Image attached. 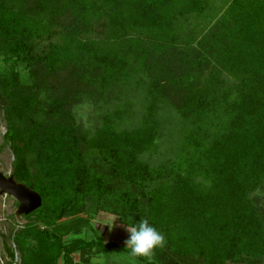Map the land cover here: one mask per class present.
<instances>
[{
  "label": "trees",
  "instance_id": "16d2710c",
  "mask_svg": "<svg viewBox=\"0 0 264 264\" xmlns=\"http://www.w3.org/2000/svg\"><path fill=\"white\" fill-rule=\"evenodd\" d=\"M0 62L10 175L41 201L5 264H264V0H0ZM100 214L167 243L132 257Z\"/></svg>",
  "mask_w": 264,
  "mask_h": 264
},
{
  "label": "rangeland",
  "instance_id": "374dc122",
  "mask_svg": "<svg viewBox=\"0 0 264 264\" xmlns=\"http://www.w3.org/2000/svg\"><path fill=\"white\" fill-rule=\"evenodd\" d=\"M221 13V10H220ZM191 24L188 21H185L181 25V32L188 33L191 29ZM190 28V29H189ZM14 68L15 72H17L22 78H25L28 74V69L26 66H23L21 64L12 65L10 67ZM1 69H8L2 63L0 62V70ZM141 77V76H136ZM141 97V96H140ZM136 97L134 99H130L129 101L134 104L132 106L133 111L137 110L141 105V98ZM111 110V109H110ZM75 123L80 124L84 129L88 130L89 133L94 131L95 127H98L100 122L98 121V117L101 113V109L97 108L95 105L91 103V100L88 98L82 99V101L78 105H74L72 108ZM1 112V108H0ZM138 112H136L137 114ZM136 114H134L133 117L130 119H135ZM4 121L2 120V115L0 113V172L8 177L10 175L11 171V164L13 161V156L11 153V150L8 146V144L3 143L2 135L5 132L4 127ZM167 132H163V136H167ZM164 140L163 137H161V142ZM162 143V142H161ZM163 147H161L162 149ZM154 159V156L152 160ZM158 160V159H157ZM157 160H153L154 162ZM12 177V176H11ZM255 194L261 199V201H264V192L256 191ZM17 203L10 197L0 195V264H5L7 261L6 256L4 255V249L3 244L5 243L7 246H9L12 250H14V261L18 262V255L16 250L14 249V246L12 244L11 235L18 230L21 225L25 222L21 216L18 217L15 215ZM115 220L113 217H109L105 214H100L96 218L90 221L91 226L99 233L101 238L104 241H111L115 239V236L119 230H123L127 232L124 229H121L119 225H117L116 221L114 222V226L111 231H109L108 225H100L97 223L103 224L104 222ZM97 224V225H96ZM81 236L88 239L91 237L88 231H84L81 233ZM75 260L77 259V256L74 255ZM95 261V264H126L128 262L127 258L123 257L121 253H118L117 251H112L111 253L107 254L106 256H102L100 258H92L90 261V264H93Z\"/></svg>",
  "mask_w": 264,
  "mask_h": 264
},
{
  "label": "clouds",
  "instance_id": "9594fccd",
  "mask_svg": "<svg viewBox=\"0 0 264 264\" xmlns=\"http://www.w3.org/2000/svg\"><path fill=\"white\" fill-rule=\"evenodd\" d=\"M115 221L97 224L108 225L109 231H111ZM126 231L129 233V237L124 243L126 249L130 250L129 255L136 258H145L149 262L155 256L156 249H163L167 243L165 236L152 226L146 218H141L136 225L127 226ZM93 264H95V261Z\"/></svg>",
  "mask_w": 264,
  "mask_h": 264
},
{
  "label": "water",
  "instance_id": "95a60500",
  "mask_svg": "<svg viewBox=\"0 0 264 264\" xmlns=\"http://www.w3.org/2000/svg\"><path fill=\"white\" fill-rule=\"evenodd\" d=\"M0 195L12 198L16 203L15 215L26 216L40 207L41 201L38 194L27 189L24 185L14 182L11 176H4L0 172ZM129 233L119 230L115 236V245L125 246Z\"/></svg>",
  "mask_w": 264,
  "mask_h": 264
},
{
  "label": "flooded vegetation",
  "instance_id": "af4514ba",
  "mask_svg": "<svg viewBox=\"0 0 264 264\" xmlns=\"http://www.w3.org/2000/svg\"><path fill=\"white\" fill-rule=\"evenodd\" d=\"M115 240V239H114Z\"/></svg>",
  "mask_w": 264,
  "mask_h": 264
}]
</instances>
